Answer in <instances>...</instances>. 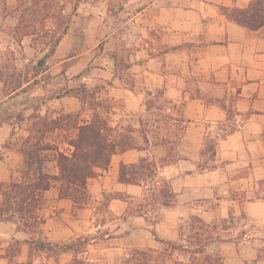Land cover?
I'll return each mask as SVG.
<instances>
[{"label":"rangeland","instance_id":"1","mask_svg":"<svg viewBox=\"0 0 264 264\" xmlns=\"http://www.w3.org/2000/svg\"><path fill=\"white\" fill-rule=\"evenodd\" d=\"M156 3L157 0H60L64 13L71 17L70 26L44 71L37 74L32 65L50 48L56 36L55 24L47 20L48 30L24 38L19 45L14 29L20 17L15 11L18 1L0 0V27H4V32H0V70L8 81L15 80L24 87L7 95L0 81V180H10L11 175L18 177L19 171L25 169L21 151L40 116L47 120L77 112L87 116L80 100L65 94L80 79L95 89L108 111L105 116L110 125H132L137 129L132 135L138 148L151 149L143 158L152 169L147 171L151 173L149 177L140 178L138 183H123L121 166L117 172L115 163L110 164L89 180L90 196L83 205L60 199L58 188L45 192L38 210L40 220L33 222L28 232L19 230L12 221H0V264H8L1 255L11 245L22 249L12 264H55V258L38 251L31 241L64 243L77 237L90 239L87 250L80 254L89 264L119 263L134 248L154 250L155 255L162 253L166 257L164 264H264V223L232 207L234 216H226L227 201L222 205L216 200L220 195L217 190L189 191L182 197L176 192L173 178L192 167L180 161L186 150V142H180L182 136L176 142L161 145L163 148H152L164 138L183 135V131L179 132L180 123L163 116L173 113L174 118H179L177 104L172 102L170 106L174 108L167 110L169 105L162 97L153 98L162 91L159 77L154 78L152 95L144 80V61L169 50L157 41L159 34L155 30L149 34L154 39L152 47L138 39L145 35L144 27H162ZM29 44L35 47L30 49ZM115 46L120 59L140 65L137 68L141 70H120V80L115 81L114 59L109 55ZM27 57L30 61H24ZM157 67L155 63L154 72H158ZM149 102L151 110H147ZM143 131H147L149 143L144 141ZM64 137L65 132L58 130L48 134L46 140L69 151L68 144L62 142ZM211 149V140H207L204 157L197 160L200 168L216 165L211 161ZM42 165L44 171L57 173L52 153L46 154ZM131 169V164H127L125 173ZM165 182L174 192L169 204L163 202ZM192 203L194 207L187 206ZM212 236L215 240L204 252H191L193 246ZM25 239L30 242L16 243ZM158 239L176 242L182 249L174 250ZM71 258V254H64L58 259L66 262Z\"/></svg>","mask_w":264,"mask_h":264},{"label":"crops","instance_id":"2","mask_svg":"<svg viewBox=\"0 0 264 264\" xmlns=\"http://www.w3.org/2000/svg\"><path fill=\"white\" fill-rule=\"evenodd\" d=\"M254 1L157 0L162 27H144L145 35L138 39L152 47L149 34L155 30L157 41L169 48L144 61L143 75L148 93L159 77L163 96L177 104L185 119L180 142H186V150L180 161L192 167L173 178L176 192L182 197L189 191L217 190L216 200L227 201L226 216H234L232 207L264 223V25L250 29L231 16ZM155 63L158 72L152 69ZM137 66L128 70H141ZM118 73H112L115 81ZM207 140L214 145L211 161L216 165L202 169L197 160L204 157ZM150 150L117 153L111 165L118 172Z\"/></svg>","mask_w":264,"mask_h":264},{"label":"trees","instance_id":"3","mask_svg":"<svg viewBox=\"0 0 264 264\" xmlns=\"http://www.w3.org/2000/svg\"><path fill=\"white\" fill-rule=\"evenodd\" d=\"M18 5L15 11L19 12V20L16 25V35L18 43L21 45L22 39L27 35H35L46 28V21L52 20L55 24L54 37L50 48L46 53L32 65L35 73L41 74L47 64V60L54 56L56 49L67 34L70 26L71 17L64 13V5L60 0H17ZM69 1V0H68ZM231 16L241 25L250 29H257L264 25V0H255L250 3L247 9L233 11ZM40 26L37 27V26ZM51 30V29H50ZM117 47L110 50V57L114 59V72L128 70L130 63L119 58ZM15 68V67H14ZM83 77V75H82ZM0 81L7 90V95L16 93L23 84L17 81H8L4 78L0 70ZM9 82V83H8ZM11 84V85H10ZM13 84V85H12ZM95 89H91L80 79L75 87H68L66 95L77 97L82 105V111L87 115L84 117L82 112L69 113L58 118L47 120V117L40 116L39 120L32 125L30 136L25 140L22 149L25 169L20 170V175L15 177L11 175L10 180L0 181V221H12L17 224V228L28 232L33 222L40 220L38 210L45 192L52 188H58V197L73 202V204L83 205L87 203L90 193L88 182L94 178L99 171L107 170L111 164L113 155L125 152L132 148L139 147L135 141L134 134L137 129L132 125L124 127L120 124L110 125L105 116L106 109L99 96L95 95ZM150 95L153 92L149 93ZM162 97V100L169 105L167 110L174 108L171 101L163 96V91L156 93L153 98ZM164 102V103H165ZM147 110L153 107L150 102L146 104ZM88 111L89 113H87ZM162 115V114H161ZM83 116V117H82ZM164 118L180 123V130L185 127V119L182 117L174 118L173 113L163 115ZM24 118V115H22ZM164 121L163 123H166ZM64 131L65 137L62 142L69 146V151H64L60 145L55 142L47 141V136L55 131ZM147 131H143L144 141L150 142ZM177 134V132H173ZM135 136V135H134ZM182 135L178 134L174 139L164 138L157 144H168L176 142ZM212 151L214 145H212ZM52 153L56 161L57 173H48L43 169V160L47 153ZM146 158L140 160L139 165L131 164V170L125 173L127 164L121 165L120 181L123 183H138L140 178L149 177L152 171L151 164L146 162ZM124 171V172H123ZM167 187L162 193L165 197L164 204L172 201L174 192L168 182L164 183ZM166 198L168 200H166ZM88 237H77L64 243H53L48 240L31 241L35 248L48 257L55 258V264H89L84 258L80 257L87 250L90 243ZM168 244L174 250H180L182 247L176 242L165 239H158ZM215 238L208 237L203 244L197 243L191 248V252L199 254L204 252L206 246L214 241ZM29 243V239L24 241L17 240L16 243ZM21 247L9 246L1 257L7 260L8 264L14 262V258L21 253ZM149 249L134 248L128 255L122 257L116 264H164L165 255ZM72 255V258L66 262H61L58 258L61 255Z\"/></svg>","mask_w":264,"mask_h":264}]
</instances>
